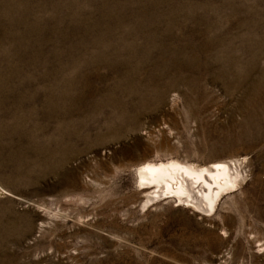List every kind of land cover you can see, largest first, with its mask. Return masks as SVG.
I'll list each match as a JSON object with an SVG mask.
<instances>
[{
  "label": "rangeland",
  "instance_id": "obj_1",
  "mask_svg": "<svg viewBox=\"0 0 264 264\" xmlns=\"http://www.w3.org/2000/svg\"><path fill=\"white\" fill-rule=\"evenodd\" d=\"M169 158L247 176L144 206ZM0 264H264V0H0Z\"/></svg>",
  "mask_w": 264,
  "mask_h": 264
},
{
  "label": "bare ground",
  "instance_id": "obj_2",
  "mask_svg": "<svg viewBox=\"0 0 264 264\" xmlns=\"http://www.w3.org/2000/svg\"><path fill=\"white\" fill-rule=\"evenodd\" d=\"M245 165L244 159H222L208 166L176 158L144 160L136 168V176L146 197L144 206L152 200L175 198L211 215L224 194L238 189L246 179Z\"/></svg>",
  "mask_w": 264,
  "mask_h": 264
}]
</instances>
